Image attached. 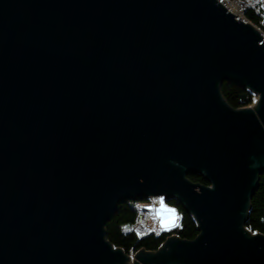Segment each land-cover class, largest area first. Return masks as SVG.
Listing matches in <instances>:
<instances>
[{"label": "water", "instance_id": "1", "mask_svg": "<svg viewBox=\"0 0 264 264\" xmlns=\"http://www.w3.org/2000/svg\"><path fill=\"white\" fill-rule=\"evenodd\" d=\"M224 82L258 101L232 109ZM263 173L264 40L217 0H0V264H264ZM160 197L193 241L106 240Z\"/></svg>", "mask_w": 264, "mask_h": 264}, {"label": "trees", "instance_id": "2", "mask_svg": "<svg viewBox=\"0 0 264 264\" xmlns=\"http://www.w3.org/2000/svg\"><path fill=\"white\" fill-rule=\"evenodd\" d=\"M229 1H238L245 5L248 0ZM245 18L264 32V26L251 10L245 12ZM220 92L225 102L234 110L246 108L253 104V95L239 85L224 82L221 85ZM187 179L194 184L209 186L201 176H188ZM138 203L129 201L120 205L111 221L105 226L106 240L115 249L122 250L128 255L130 253L133 255L139 251L155 252L169 237L174 236L184 241H193L198 236L197 225L192 216L175 200L168 202L167 205L175 209L181 216V226L179 228L171 230L158 238L153 236L138 238L133 233L123 234V229L130 228L135 222ZM245 228L251 233L264 236V173L260 175L257 190L251 198Z\"/></svg>", "mask_w": 264, "mask_h": 264}, {"label": "built area", "instance_id": "3", "mask_svg": "<svg viewBox=\"0 0 264 264\" xmlns=\"http://www.w3.org/2000/svg\"><path fill=\"white\" fill-rule=\"evenodd\" d=\"M247 3L254 6L252 7V9L256 8L260 12L259 20L261 21L260 23L264 26V23H263L264 22V0H248ZM259 5L261 6V8H258ZM239 17L240 16H236L237 19H239ZM259 30L262 31L261 28H259ZM263 34H262V37L264 40ZM149 204L150 206L148 207L149 208L148 212L147 213L139 212L133 224L132 232L135 233L137 236H143V235H149V234L158 235L161 231L159 224L160 222H162L161 214H162V210L164 209L160 203H156L152 199L150 200Z\"/></svg>", "mask_w": 264, "mask_h": 264}, {"label": "rangeland", "instance_id": "4", "mask_svg": "<svg viewBox=\"0 0 264 264\" xmlns=\"http://www.w3.org/2000/svg\"><path fill=\"white\" fill-rule=\"evenodd\" d=\"M229 1V0H228ZM238 2V1H237ZM240 3V2H239ZM241 6H242V12L241 13H239V14H234L235 16H240L239 17V19H237L239 22H244L245 24H248L249 26H251L253 29H255L258 33H259V35L260 36H262V31L261 30H259V28H257V26H255V25H253L252 23H250L249 21H247L246 20V18H245V12L247 11V10H251L253 13H254V15H256L257 16V18H259V11L255 8V9H252V7H254V6H252L251 4H248V3H246L245 5L242 3L241 4ZM258 8H261V6L259 5L258 6ZM261 16V15H260ZM244 19V20H243ZM263 22V21H262ZM264 23V22H263ZM260 26H261V24H260ZM264 35V34H263ZM252 95V94H251ZM258 98L259 97H256V96H254L253 95V104L251 105V106H249V107H246V108H252L254 105H255V103L258 101ZM139 203H145L144 201H140ZM136 254V253H135ZM130 255H131V257L134 255H132V253H130Z\"/></svg>", "mask_w": 264, "mask_h": 264}, {"label": "bare ground", "instance_id": "5", "mask_svg": "<svg viewBox=\"0 0 264 264\" xmlns=\"http://www.w3.org/2000/svg\"><path fill=\"white\" fill-rule=\"evenodd\" d=\"M221 5L225 7V9L233 14V16L236 18L234 14H239L242 12V6L241 3L237 1H228V0H217ZM264 33V32H263ZM262 37V36H261ZM263 39V37H262ZM133 225L130 228H124L123 234H131L132 233Z\"/></svg>", "mask_w": 264, "mask_h": 264}, {"label": "snow or ice", "instance_id": "6", "mask_svg": "<svg viewBox=\"0 0 264 264\" xmlns=\"http://www.w3.org/2000/svg\"><path fill=\"white\" fill-rule=\"evenodd\" d=\"M161 201H163V197H160ZM173 210L169 209L167 210V213H172ZM161 219L163 221V226L167 227L168 225L174 224V219L170 214H166L164 210H162Z\"/></svg>", "mask_w": 264, "mask_h": 264}]
</instances>
